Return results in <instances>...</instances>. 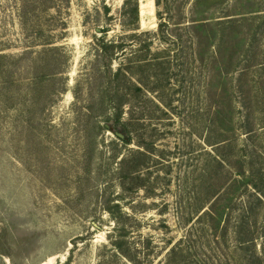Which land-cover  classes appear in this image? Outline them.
<instances>
[{
    "label": "rangeland",
    "instance_id": "obj_1",
    "mask_svg": "<svg viewBox=\"0 0 264 264\" xmlns=\"http://www.w3.org/2000/svg\"><path fill=\"white\" fill-rule=\"evenodd\" d=\"M126 1L0 0V264H175L216 193L178 264L263 255L264 0Z\"/></svg>",
    "mask_w": 264,
    "mask_h": 264
},
{
    "label": "trees",
    "instance_id": "obj_2",
    "mask_svg": "<svg viewBox=\"0 0 264 264\" xmlns=\"http://www.w3.org/2000/svg\"><path fill=\"white\" fill-rule=\"evenodd\" d=\"M163 0H155V4L156 5H160L162 3ZM182 0H178L177 2L178 3H181ZM201 0H196V3L197 2H200ZM125 2H127L125 0ZM137 1L136 0H133L132 1V13L134 15V18H137L138 16V8H137ZM191 12H195L196 13V8H193L191 10ZM191 23L189 24H192L190 25V27L192 28L193 32L194 30H196V28H203L204 26L207 25V22L205 19H202V18H193L191 19L190 21ZM231 22H233L231 20ZM191 33V32H190ZM141 33L139 34H136L134 33L133 35L134 36H140ZM195 36H199L198 33H195ZM209 37L208 35H205V38ZM179 38L183 39L184 36L182 34H179ZM202 41V39L200 38V42ZM121 43L120 42H114L112 40H103V45L104 46H108V47H112V46H119ZM125 64L121 63L114 71V75L116 77H119L120 75H123V76H126V70L129 66H124ZM121 108L122 106L120 105V103H118L116 105V110H115V119L116 120H119L120 119V115H121ZM125 124V123H124ZM114 133L115 135H117V137H119L120 139L124 140V141H127L129 142V140L131 139L128 135V130L126 128V125H123L122 128L120 129H114ZM222 160L220 159V162ZM243 172L242 171H237L236 172V176L234 177H239L238 179L236 178H233L235 181H240V180H243L245 181V176H241ZM210 174V171L208 172V176ZM258 195L260 197H258V200H263L264 199V195L259 192ZM217 196H218V193H216L212 200H208V205L206 204L205 206H202L200 209L197 210V213L194 217H191L190 218V222L189 224H187V230H186V234L183 235V237H180L179 238V242L174 246L172 245L168 251L169 252V259H174L176 260V263L175 264H178L180 263V258L177 260L178 257H184L186 256V253L189 254V251H190V247H194L196 245H199L201 244L202 246H207V248H209L210 250V246H209V236H208V231L207 229L205 228V225H203V223H201L202 221L201 220H208V221H211L210 224L209 222H207L208 226L210 227V230H213V228L217 227V223H219V220L221 218V214H222V211L224 209V205L227 207L228 205L225 203H223L222 205V208L219 209L218 211V204L214 203V200L215 198L217 199ZM218 202V201H217ZM217 204V205H216ZM183 207L185 209V213L187 214H192L191 210H190V207H192V204L191 202H185L183 204ZM252 207L250 206H245L244 205V208H243V211H242V214H241V217L242 218H245V216L249 215L250 211H251ZM186 214V216H187ZM187 219V218H186ZM216 224V225H215ZM240 231V230H239ZM210 234L213 236L215 235L213 231L210 232ZM214 239H217V235L214 236ZM114 241V244L117 246V247H120V244L118 243L119 241L117 239L113 240ZM239 243H242V242H245L247 241L246 239H242L239 238L238 239ZM186 242V243H185ZM187 242L189 245H187ZM214 242H217L216 240H214ZM174 246V247H173ZM262 257L261 258H264V252H262ZM203 255H204V259L208 260V258H213V255L212 254H207L206 252H203ZM215 258V257H214ZM259 256H258V253H255V252H251L249 254V257H248V262L250 264H262V259H261ZM162 264V263H160Z\"/></svg>",
    "mask_w": 264,
    "mask_h": 264
},
{
    "label": "water",
    "instance_id": "obj_3",
    "mask_svg": "<svg viewBox=\"0 0 264 264\" xmlns=\"http://www.w3.org/2000/svg\"><path fill=\"white\" fill-rule=\"evenodd\" d=\"M141 2V0H139ZM139 14H140V11H139Z\"/></svg>",
    "mask_w": 264,
    "mask_h": 264
}]
</instances>
